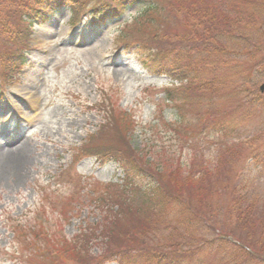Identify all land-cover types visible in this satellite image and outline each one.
<instances>
[{
    "label": "rangeland",
    "instance_id": "rangeland-1",
    "mask_svg": "<svg viewBox=\"0 0 264 264\" xmlns=\"http://www.w3.org/2000/svg\"><path fill=\"white\" fill-rule=\"evenodd\" d=\"M35 1L0 0V18L9 21V30V25L18 28L0 34V264H119L117 259L134 264V260L151 259L153 248L174 253L173 263L162 257L166 264H264L260 253L244 256L235 243L226 241L225 250L206 243L217 248L203 249L198 257L193 249L197 241H185V235L197 234L198 228L182 221V205L167 203L164 195L157 209H148L133 191L125 195L123 213L105 209V221L119 218L113 226L114 242L123 241L131 230L137 238L131 243L136 245H130L134 250L127 246L125 252L116 253L121 256L104 263L100 255L105 253V241L87 247L73 244L82 233L98 227L102 215L106 217L100 212V199L122 192L113 187L123 179L113 156L86 151L90 136L106 122L109 102L119 112L126 111L132 124L128 137L139 149L138 159L153 161L166 177L170 175L166 183L173 194L183 188L179 196H185L188 168L200 160L222 158L220 171L230 183L218 182L217 196L207 197L216 212L210 221V228L218 226L215 233L222 230L233 197L229 185L248 183L264 196V93L259 89L264 84V0L239 1L244 9L258 12L262 30L232 31L251 35L247 40L251 44L224 40L228 48L240 49L224 62L217 54H206L201 76L210 83V91L198 99L189 95L186 102L167 100L168 90L182 95L184 84L162 75L159 62L151 65L145 59V49H155L159 43L155 37L168 34L171 46L180 48L175 35L187 33L169 8L170 0H142L106 22L94 9L101 0H66L49 10L48 21L36 24L27 38L29 30L21 19L35 15L39 7ZM151 1L165 9L162 16L140 15L139 10ZM207 1L219 5V0ZM198 41L205 49L216 46L204 38ZM192 45L181 44V49ZM246 48H254L252 58ZM7 49L11 54L3 60ZM112 133L111 127L106 135ZM106 135L103 143L120 145ZM11 152L21 155L15 165L6 162ZM134 180L152 188L148 174ZM192 199L198 208L197 196ZM206 230L213 238V230ZM165 243L184 244V250ZM69 244L75 251L66 249Z\"/></svg>",
    "mask_w": 264,
    "mask_h": 264
},
{
    "label": "trees",
    "instance_id": "trees-1",
    "mask_svg": "<svg viewBox=\"0 0 264 264\" xmlns=\"http://www.w3.org/2000/svg\"><path fill=\"white\" fill-rule=\"evenodd\" d=\"M66 0H57L54 3L47 2L46 0H37L35 3L39 5L36 9L35 15L28 14L27 19L22 16V22L27 26L29 33L26 34L29 38L31 29L35 21L39 23H45L48 20V12L56 6H62L65 4ZM142 0H101L97 6H95V11L100 15V20L107 21L110 17H115V15L123 14L127 8L137 7ZM240 0H219V5L207 0H170L169 8L176 14L180 19L184 30L187 31L186 34H176V43L180 45V48L171 46L170 37L168 34H164L163 38L160 39L155 37L156 41H159L156 48L145 49L147 56L145 59L151 63V65L157 64L159 62V72L161 74H167L172 79L178 80L184 84L182 88V95L178 96L174 91L169 90L166 93V97L169 101L173 102H186L189 95H193L194 99H198V95L201 97L203 92L210 91L208 88L210 83L205 82L201 76V68L204 65L203 58L206 54H217L223 59L231 55H238L237 48H228L224 44V40H228V44L239 43L241 41L248 43L251 35H243L237 33H231L232 31H261V22L263 19L257 15L258 12L255 10L244 9ZM165 11L157 2L151 1L147 5L143 6L139 13L141 16L150 18L153 15L160 14L163 15ZM42 12L43 15H36ZM234 14V17L231 13ZM114 14V15H113ZM4 21L0 18V34L9 33L18 30V28L11 27L8 29L6 25L9 21ZM158 31H161L158 27ZM203 32L207 33L204 36ZM204 38L206 41L211 40L216 46L211 48H203L199 45L198 39ZM218 39V41H217ZM192 43V46L185 47L181 49V44ZM184 47V46H183ZM208 49L214 50L210 51ZM242 51V50H241ZM247 55L252 58L254 56V48H246ZM11 51L9 49L2 53L3 60H7ZM231 54V55H230ZM229 58V57H228ZM147 69L151 66L150 64L145 65ZM212 82V81H211ZM241 87V86H240ZM256 97L253 96L252 100ZM106 106V122L100 126L99 133L90 136V140L86 145V151L89 155H100L104 157L107 155L113 156L112 159L117 161L123 172L122 183L118 185H113V187H118L122 189L119 196L116 192H111L104 195L101 199L100 212L106 214L105 209L116 208L117 210H122L124 212L125 195L129 191H133L137 197L142 199V203L148 205V209H157L161 202H163L164 195L167 197V203H180L183 207L182 221L187 224H196L198 228L197 234H187L185 235L186 243H192L197 241V244L193 247L195 252L198 250V257L203 252V249L214 250L217 247L208 248L205 246L208 242L216 243L218 247L225 250L224 243H232L234 240L236 246L242 250V255L249 256L260 253L261 257L264 259V196H262L257 188L253 190L251 184H238L235 182L233 185H229L227 188L232 193V199L229 206L226 208L227 217L225 223L222 225V230L215 233V229L218 226L210 228V221L216 218V212L211 209L207 201L209 196H217V191L215 184L218 182L230 183L228 175L223 172L221 174L223 163L221 157L218 158L216 162L211 160H200L198 164L188 168L185 173V178L183 179V184L186 187V194L184 197L179 196L184 189L175 190L178 194L171 193L172 190L168 187L166 180L170 176L166 177V174L159 171L158 164L152 161L138 159V150L129 139L128 134L132 131V124L130 125V118L125 112H119L116 105L109 102ZM179 112V111H178ZM113 129L111 135H106L110 129ZM106 136L113 137L115 141L119 142L120 145L116 144H105L103 143V138ZM195 135V134H194ZM198 140V137H195ZM228 150V149H227ZM226 151V150H225ZM161 168L164 166V161H161ZM174 172L171 171V174ZM148 174L152 179V188L146 189L138 184L134 177L138 175ZM256 183L257 181H252ZM232 183V182H231ZM180 192V193H179ZM194 195L198 198V208L193 204ZM118 197V199H116ZM116 199V200H115ZM115 200V201H114ZM100 217L102 223L95 229H90L82 233L73 244H80L79 246L87 247V245H93L97 240H102L104 242L103 248H105V253L100 256L101 261L104 263L109 260V258H114L116 256H121V253L125 252L130 245H136L133 243L137 238L131 233V230L125 232V237L123 241L120 242V238L117 242H114L115 232L114 227L119 222V218L111 217L110 220ZM177 219V218H176ZM206 228L213 230V238L209 237ZM90 232V233H89ZM96 232L100 236L90 237V235ZM219 233V235H218ZM221 235V236H220ZM226 241V242H225ZM113 244V248L110 246ZM118 243V244H117ZM141 243V242H140ZM73 244H69L66 248L68 251H75ZM157 246L158 243L156 244ZM77 246L76 248H78ZM128 246V247H127ZM166 247L175 248L178 251L184 250V244H170ZM143 248L151 250L149 246L144 245ZM135 248H130L134 250ZM64 253H68L63 250ZM238 252V251H237ZM86 255L87 252L85 251ZM239 253V252H238ZM115 254V255H113ZM152 257L151 259L134 260V264H166L163 260V256L168 258V260L173 263L175 257L174 253L160 252L158 249L153 248L150 251ZM241 253H239L240 255ZM111 255V256H110ZM160 256V257H159ZM237 258V257H236ZM238 260V259H235ZM83 261V259H81ZM100 262V260H97ZM119 264H128L119 261ZM94 264V262H91ZM131 264V263H130Z\"/></svg>",
    "mask_w": 264,
    "mask_h": 264
},
{
    "label": "bare ground",
    "instance_id": "bare-ground-1",
    "mask_svg": "<svg viewBox=\"0 0 264 264\" xmlns=\"http://www.w3.org/2000/svg\"><path fill=\"white\" fill-rule=\"evenodd\" d=\"M1 156H3V154ZM1 156H0V158H1ZM20 159H21L20 154H17L16 152H11L9 154V157L6 159V162L9 165H15V163H18L19 161H21Z\"/></svg>",
    "mask_w": 264,
    "mask_h": 264
},
{
    "label": "water",
    "instance_id": "water-1",
    "mask_svg": "<svg viewBox=\"0 0 264 264\" xmlns=\"http://www.w3.org/2000/svg\"><path fill=\"white\" fill-rule=\"evenodd\" d=\"M261 90L264 91V85L261 86Z\"/></svg>",
    "mask_w": 264,
    "mask_h": 264
}]
</instances>
